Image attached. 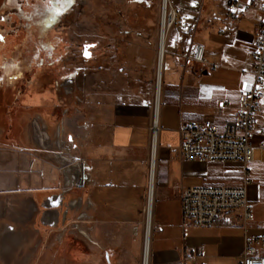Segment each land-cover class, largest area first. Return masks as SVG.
<instances>
[{
  "label": "crops",
  "instance_id": "0c3cea01",
  "mask_svg": "<svg viewBox=\"0 0 264 264\" xmlns=\"http://www.w3.org/2000/svg\"><path fill=\"white\" fill-rule=\"evenodd\" d=\"M231 1L247 0L208 3L205 0L198 13L185 9L176 28L170 31L169 35L176 30L171 38L167 37L165 45L155 145L151 136L155 91L146 88L131 96L130 92L116 89L108 75L104 94L103 84L98 87L99 76L94 78L96 88L92 90L90 110L82 112L80 121L86 126H79L80 135L75 141L74 159L80 166L76 167L67 157H50L64 167L63 190L58 196L50 183V169L58 166L44 157L49 162L45 163L48 173L43 182L48 184L30 196L36 209L29 212L30 219L39 205L63 199L67 188H75L72 206L77 217L81 216L82 232L108 255L126 247L135 251L140 246L142 230L145 236L151 184L149 167L154 159L150 264H241L246 240L264 238V150L260 148L263 140L260 134L255 133L252 138L255 156L248 166L247 197L254 205L253 219H247L244 210L239 209L224 214L211 226H191L184 221L181 211L185 188L236 187L244 183L241 163L188 162L180 150L181 130L186 123L210 121L222 130L235 118L241 93L253 85L250 53L263 14L251 11L232 22L228 17ZM186 22L189 28L179 31ZM195 44L205 47L204 63L189 59ZM259 123H264V110ZM60 128L61 132L57 131L60 135L56 132L58 138L64 132ZM40 129L33 126L35 143L51 148L48 133ZM71 138L73 141L74 137ZM58 141L54 145L62 144ZM68 166H74L73 174L66 170ZM68 178L74 184L67 187ZM32 180L39 178L34 176ZM82 180L84 184L79 188ZM44 208L41 225L47 229L42 220L47 212H57L56 225H59L57 209L49 205ZM87 217H91L90 235L83 230ZM259 253L264 256V250Z\"/></svg>",
  "mask_w": 264,
  "mask_h": 264
},
{
  "label": "rangeland",
  "instance_id": "374dc122",
  "mask_svg": "<svg viewBox=\"0 0 264 264\" xmlns=\"http://www.w3.org/2000/svg\"><path fill=\"white\" fill-rule=\"evenodd\" d=\"M169 1L172 31L185 9L198 13L205 0ZM163 11V0H0V225L4 232L13 227L23 241L9 242L0 264H142L143 230L135 251L126 247L109 255L82 232L72 207L75 188L67 189L65 201L39 205L32 219L28 207L34 203L30 196L48 184L43 176L50 157L62 155L75 164L77 132L97 76L104 94L108 75L131 96L155 91ZM188 28L186 22L178 30ZM34 124L48 133L51 148L35 143ZM58 139L62 144L54 145ZM51 162L58 167L50 169V183L60 196L64 167ZM34 176L39 180L33 182ZM48 205L57 209L59 225L45 229L40 218ZM90 222L83 220L89 235Z\"/></svg>",
  "mask_w": 264,
  "mask_h": 264
},
{
  "label": "built area",
  "instance_id": "2783aa9c",
  "mask_svg": "<svg viewBox=\"0 0 264 264\" xmlns=\"http://www.w3.org/2000/svg\"><path fill=\"white\" fill-rule=\"evenodd\" d=\"M251 11L263 14L261 26L254 38L251 75L253 85L238 98V108L233 120L228 121L220 130L212 122H188L181 130L180 150L185 161L193 162H239L244 165V183L241 186H196L188 187L181 194V211L184 221L191 226H211L226 213L243 209L247 219L254 218V205L248 201L249 164L254 161L255 133L262 136L260 148L264 150V123H259L264 110V2L247 0L231 1L228 5L230 21ZM192 37V35H190ZM189 59L205 62V47L195 44ZM227 102H223L226 105ZM154 110V109H153ZM154 112V111H153ZM86 124L83 125L85 127ZM159 132V113H153L151 136L155 145ZM153 167L150 162L149 174ZM149 193V191H148ZM264 238H248L245 242L241 264H264Z\"/></svg>",
  "mask_w": 264,
  "mask_h": 264
},
{
  "label": "bare ground",
  "instance_id": "6f19581e",
  "mask_svg": "<svg viewBox=\"0 0 264 264\" xmlns=\"http://www.w3.org/2000/svg\"><path fill=\"white\" fill-rule=\"evenodd\" d=\"M169 2H170L169 0H163L164 11H163L161 28H160V34H159V49H158V61H157V81H156V87H155V107H154V115H155V117H157L158 113H159V110H158V108H159L158 105L159 104H158V102H159V97H160V94H161L162 66H163V59H164V53H165L166 40H167V37H168V35H169L170 31H171L173 23L175 21V15L174 16L172 14L169 15V11H168L169 6H170ZM33 126L36 129H40L36 124H34ZM59 130L61 132V128ZM60 132H57L58 135H60ZM38 133L40 135V132H38ZM58 140H59L58 142H60V139H58ZM58 156L61 159H63L62 157H64L62 155H58ZM153 162H154V159H152V163ZM77 166L79 167L80 164H77L76 167ZM66 170L70 174L71 173L73 174L74 173L73 172L74 166H68ZM73 184H74L73 179L72 178H68L67 181H66V186L68 187V186H71ZM152 200H153V167H152V170H151V184H150V194H149L148 208H147V222H146L145 236H144V247H143L142 264H150V217H151V212H152ZM35 210L36 209H35V207L33 205H29V211L30 212L34 213ZM56 215H57V212H47L44 215L43 219H42L44 224L49 226V227L55 228L57 226L56 225V223H57V216ZM1 216H3V215H1ZM25 229H27V228H25ZM9 242H11V245H13V246L22 245V243H23L21 236H17L15 234L13 227H9L4 232V228L1 227V225H0V257H2L3 259H4V256H5V251L10 249V247H9L10 244H8ZM22 253H23V251H22ZM27 255H29V254H27ZM22 258L24 260V256ZM8 259H9V257H8Z\"/></svg>",
  "mask_w": 264,
  "mask_h": 264
},
{
  "label": "flooded vegetation",
  "instance_id": "af4514ba",
  "mask_svg": "<svg viewBox=\"0 0 264 264\" xmlns=\"http://www.w3.org/2000/svg\"><path fill=\"white\" fill-rule=\"evenodd\" d=\"M32 128H33V125H32ZM57 227V226H56Z\"/></svg>",
  "mask_w": 264,
  "mask_h": 264
}]
</instances>
